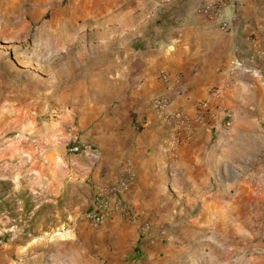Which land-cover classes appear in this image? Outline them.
I'll use <instances>...</instances> for the list:
<instances>
[{"label": "crops", "instance_id": "0c3cea01", "mask_svg": "<svg viewBox=\"0 0 264 264\" xmlns=\"http://www.w3.org/2000/svg\"><path fill=\"white\" fill-rule=\"evenodd\" d=\"M76 1L70 13L83 14L84 22L54 27L71 30L64 46L100 49L78 57L87 72L64 87L82 94L90 110L110 111L108 124L99 131L67 133L63 126L72 115L64 112L55 123L40 126L45 144L30 146V187L88 186L93 194L89 208L99 189L131 166L134 179L119 195L138 219H130L116 205L98 228L82 216L75 230L82 240L78 247L90 251L82 264H178L180 259L183 264L191 254L234 248L235 232L245 230L246 223L235 221L233 213L229 220L225 208L230 202L221 191L235 189V182H226L234 174L235 127L241 123L254 128L251 139L264 144V64L258 53L264 48V42L259 44L264 0H241L228 8L226 30L196 14L201 0L185 11L167 14L160 9L165 14L155 25L143 17L150 0ZM105 14L122 21L110 26L88 22ZM94 28L107 35L85 40ZM163 72L168 80L161 78ZM215 89L221 90L219 96ZM156 95L169 96L171 109L193 118L203 101L209 103L192 139L180 136L172 153L166 148L176 133L152 105ZM225 111L231 116L229 126L222 119ZM69 141L80 151H69ZM262 198L264 203V191ZM143 221L149 222L146 231Z\"/></svg>", "mask_w": 264, "mask_h": 264}, {"label": "rangeland", "instance_id": "374dc122", "mask_svg": "<svg viewBox=\"0 0 264 264\" xmlns=\"http://www.w3.org/2000/svg\"><path fill=\"white\" fill-rule=\"evenodd\" d=\"M197 1L150 0L143 17L155 25L164 13L161 10L167 14L185 11ZM76 2L0 0V264H82L90 253L89 248L79 249L82 240L75 230L92 200V190L81 184L31 188L29 174L31 144H45L40 126L55 123L64 112L72 115L70 124L63 126L67 133L73 129L99 131L108 124L110 111L90 110L82 94L64 87L87 72V64L78 57L91 49L76 43L64 46L71 30L54 27L84 22L83 14L70 13ZM64 8L66 13H62ZM168 20L174 24L176 19ZM97 21L110 26L122 20L113 14L88 20ZM99 35H107L106 30L94 28L85 40ZM254 131L241 123L235 127L234 174L226 180L235 182V189L221 191L230 202L225 208L229 220L233 213L235 221L239 218L246 223L245 230L235 232L234 248L196 257L191 254L183 264H264V187L257 195L248 189L251 178L264 176V144L251 139Z\"/></svg>", "mask_w": 264, "mask_h": 264}, {"label": "built area", "instance_id": "2783aa9c", "mask_svg": "<svg viewBox=\"0 0 264 264\" xmlns=\"http://www.w3.org/2000/svg\"><path fill=\"white\" fill-rule=\"evenodd\" d=\"M240 1L241 0H205L199 2L196 5L195 12L199 16L203 17V19L207 22L215 24L221 29L226 30L228 27V21L225 18L226 11L228 8H234ZM262 42H264V37L259 44L261 45ZM258 53L259 55L263 56L264 64V48H259ZM236 65L242 67L239 61H237ZM161 78L163 80H168V74L163 72L161 74ZM213 94L219 96L221 94V90L215 89ZM152 105L163 112L162 120L167 123L176 133L166 148V150L171 153L179 145L180 136L186 140L192 139L195 127L197 124H200L204 121V118L209 111V103L207 100H205L200 104L196 111V116L193 118L180 109H171L170 97L167 95L154 96L152 98ZM222 119L225 126H229L231 124V116L229 112L225 111ZM80 149V146L77 144L68 146V150L71 152H78ZM133 179V170L130 165H126L124 166L119 177L99 189L97 192V198L83 213L84 219L91 228H98L110 215V213L113 212L115 205L118 210H121V212H123L130 219H138L135 209L132 206L127 205L119 195L129 187ZM248 184L251 187L254 195H257L264 187V176L260 177L257 175L251 178ZM148 227L149 222L143 221L141 224V229L146 231Z\"/></svg>", "mask_w": 264, "mask_h": 264}]
</instances>
